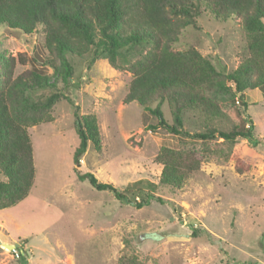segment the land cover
Segmentation results:
<instances>
[{
  "label": "rangeland",
  "instance_id": "rangeland-1",
  "mask_svg": "<svg viewBox=\"0 0 264 264\" xmlns=\"http://www.w3.org/2000/svg\"><path fill=\"white\" fill-rule=\"evenodd\" d=\"M196 23L183 30L176 51L195 50L222 74L234 72L249 57L240 20L217 19L202 6ZM0 55L17 59L14 78L31 70L52 76L48 62L61 65L41 26L32 34L1 26ZM91 59V54L69 56L73 77L58 87L81 116L97 117L100 150L89 144L76 163L80 139L75 109L66 99L54 105L52 121L28 128L35 182L26 199L0 211V264H21L22 254L26 264H121L132 258L139 264H264V87L245 92L247 108L238 96L202 90L217 113L207 120L202 111L186 109L184 130L228 132L250 121L254 126L251 139L227 144L219 138L204 145L153 129L156 117L137 102L124 103L131 73L106 59L90 65ZM2 79L0 63V84ZM161 109L174 124L172 101L165 99ZM164 147L193 150L203 158L201 169L181 189L160 183L163 166L156 158ZM87 173L132 202L148 195L166 202L151 201L139 209L81 180Z\"/></svg>",
  "mask_w": 264,
  "mask_h": 264
},
{
  "label": "trees",
  "instance_id": "trees-1",
  "mask_svg": "<svg viewBox=\"0 0 264 264\" xmlns=\"http://www.w3.org/2000/svg\"><path fill=\"white\" fill-rule=\"evenodd\" d=\"M202 6L223 21L240 20L247 37L249 57L232 73H219L212 63L197 51H176L184 29L196 27ZM32 34L39 26L46 34V45L61 65L53 62L52 76L37 70L26 71L14 78L17 59L0 55L3 81L0 84V211L12 208L28 197L34 185L33 145L29 127L52 121L51 111L62 99L75 109V128L80 144L79 159L89 144L101 147V134L95 115L81 116L79 107L59 90V81L68 84L73 77L69 56L92 55L90 65L106 59L117 69L132 75L125 104L137 102L147 109L170 134L210 145L217 139L234 144L238 139H251L254 126L238 125L231 131L208 129L191 134L184 130L183 114L193 108L211 120L217 108L202 95V90L216 88L238 96L245 108V92L264 87V0H0V27ZM25 64L23 56L18 57ZM129 62L127 65L122 62ZM50 63V64H49ZM51 90L49 96H36ZM160 99L155 108L152 105ZM169 99L175 105V123L169 124L161 105ZM216 112V113H215ZM211 117V118H210ZM203 158L193 150L164 147L156 162L163 166L160 183L181 189L189 177L201 169ZM242 172V169L239 168ZM99 192L108 191L121 202L134 203L139 209L151 201L164 204L160 197L148 195L132 202L125 192L100 182L93 174L80 176ZM21 255V264H26ZM121 264H139L135 258Z\"/></svg>",
  "mask_w": 264,
  "mask_h": 264
},
{
  "label": "water",
  "instance_id": "water-1",
  "mask_svg": "<svg viewBox=\"0 0 264 264\" xmlns=\"http://www.w3.org/2000/svg\"><path fill=\"white\" fill-rule=\"evenodd\" d=\"M8 247H14V246H8Z\"/></svg>",
  "mask_w": 264,
  "mask_h": 264
},
{
  "label": "built area",
  "instance_id": "built-area-1",
  "mask_svg": "<svg viewBox=\"0 0 264 264\" xmlns=\"http://www.w3.org/2000/svg\"><path fill=\"white\" fill-rule=\"evenodd\" d=\"M15 253H17L16 251H14ZM18 254V253H17Z\"/></svg>",
  "mask_w": 264,
  "mask_h": 264
}]
</instances>
